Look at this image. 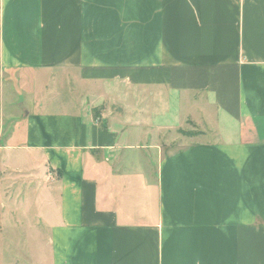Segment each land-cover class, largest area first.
<instances>
[{"label": "crops", "instance_id": "obj_1", "mask_svg": "<svg viewBox=\"0 0 264 264\" xmlns=\"http://www.w3.org/2000/svg\"><path fill=\"white\" fill-rule=\"evenodd\" d=\"M4 69L32 100L0 144L26 264H264V0H0Z\"/></svg>", "mask_w": 264, "mask_h": 264}, {"label": "rangeland", "instance_id": "obj_2", "mask_svg": "<svg viewBox=\"0 0 264 264\" xmlns=\"http://www.w3.org/2000/svg\"><path fill=\"white\" fill-rule=\"evenodd\" d=\"M5 73L10 74L11 81H7V75L5 74L4 81L0 83V144H4L7 141L8 138H10L8 135L13 132H16V135L19 136L20 132L19 129V121L21 120L22 116L25 113V110H29L31 107L29 105V102H32L31 99L27 97V95H24L23 88H25L26 83L23 84H17L13 77H17L12 70L9 69V71L4 69ZM55 86V85H54ZM62 93V91H61ZM60 98V97H58ZM68 100V99H67ZM40 102V101H37ZM53 103H58V100H52ZM13 110V113H12ZM181 112L182 109H180ZM13 115V118L11 117ZM20 116V117H18ZM180 119L178 120V130H192V126H190V122L186 123V121H183V118L180 116ZM18 119V121H13ZM179 131L173 130L169 133L163 131V135L165 136L167 141H170L171 138L175 139L180 136V141L177 142V144H182V141L185 140V138H182ZM193 131V130H192ZM183 133V132H182ZM211 136V135H210ZM13 141L16 144H19L20 141L18 138H11V141ZM177 146V145H176ZM175 146V147H176ZM179 147V146H177ZM176 147V148H177ZM169 150L171 148L169 147ZM167 150L164 149V152ZM166 154V153H165ZM23 180H20V182ZM21 188H26V182H22ZM31 186H34V183L31 182ZM21 204H27V196L24 198ZM17 232V239L18 242H10L9 241V233L10 230L4 229V234L2 233L1 240L3 242H0V252L3 255V262L8 261L10 259H13L14 255L18 256H24L21 257V262L26 264L27 258H30V255L32 252H36L38 244L36 241H31L30 238H28L27 235V227H20L19 229H13V232ZM16 240V239H15ZM31 242V243H30Z\"/></svg>", "mask_w": 264, "mask_h": 264}, {"label": "trees", "instance_id": "obj_3", "mask_svg": "<svg viewBox=\"0 0 264 264\" xmlns=\"http://www.w3.org/2000/svg\"><path fill=\"white\" fill-rule=\"evenodd\" d=\"M184 134H190V132H188V133H185V132H184Z\"/></svg>", "mask_w": 264, "mask_h": 264}]
</instances>
